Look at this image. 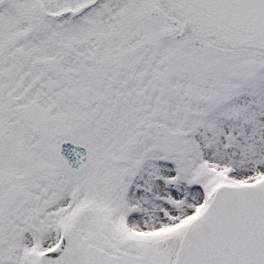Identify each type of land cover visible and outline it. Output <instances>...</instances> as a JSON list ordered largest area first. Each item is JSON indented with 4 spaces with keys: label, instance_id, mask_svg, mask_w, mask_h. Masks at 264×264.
I'll list each match as a JSON object with an SVG mask.
<instances>
[{
    "label": "snow or ice",
    "instance_id": "snow-or-ice-1",
    "mask_svg": "<svg viewBox=\"0 0 264 264\" xmlns=\"http://www.w3.org/2000/svg\"><path fill=\"white\" fill-rule=\"evenodd\" d=\"M0 264H264V0H0Z\"/></svg>",
    "mask_w": 264,
    "mask_h": 264
}]
</instances>
